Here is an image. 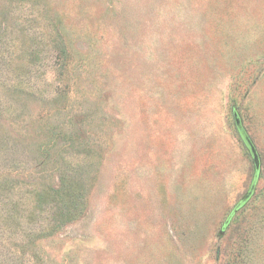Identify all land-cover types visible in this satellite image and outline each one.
<instances>
[{
  "label": "rangeland",
  "instance_id": "obj_1",
  "mask_svg": "<svg viewBox=\"0 0 264 264\" xmlns=\"http://www.w3.org/2000/svg\"><path fill=\"white\" fill-rule=\"evenodd\" d=\"M0 264H264V0H0Z\"/></svg>",
  "mask_w": 264,
  "mask_h": 264
},
{
  "label": "trees",
  "instance_id": "obj_2",
  "mask_svg": "<svg viewBox=\"0 0 264 264\" xmlns=\"http://www.w3.org/2000/svg\"><path fill=\"white\" fill-rule=\"evenodd\" d=\"M60 52L66 56V51L63 46H61ZM49 191L51 196L49 193H46V191L37 193L39 202H37V204L41 208L40 212L44 211L43 213H46V216L49 217L50 222L53 223L56 228L61 227L72 220L74 213L77 211L79 199H73L68 194L63 181L59 189H50Z\"/></svg>",
  "mask_w": 264,
  "mask_h": 264
},
{
  "label": "water",
  "instance_id": "obj_3",
  "mask_svg": "<svg viewBox=\"0 0 264 264\" xmlns=\"http://www.w3.org/2000/svg\"><path fill=\"white\" fill-rule=\"evenodd\" d=\"M244 141H245V144H246V146H247V148H248V150L251 152V155L253 156V158L255 159V157H256V154H255V152H254V150H253V148H252V146H251V144L245 139V137H244ZM244 203V201H241L234 209H233V211H232V213H234L242 204Z\"/></svg>",
  "mask_w": 264,
  "mask_h": 264
}]
</instances>
